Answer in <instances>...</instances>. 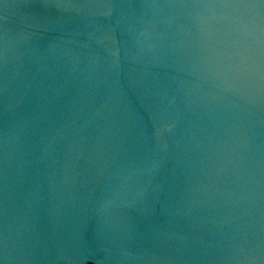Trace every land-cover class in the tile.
Returning a JSON list of instances; mask_svg holds the SVG:
<instances>
[{"label":"water","instance_id":"95a60500","mask_svg":"<svg viewBox=\"0 0 264 264\" xmlns=\"http://www.w3.org/2000/svg\"><path fill=\"white\" fill-rule=\"evenodd\" d=\"M0 264H264V0H0Z\"/></svg>","mask_w":264,"mask_h":264}]
</instances>
